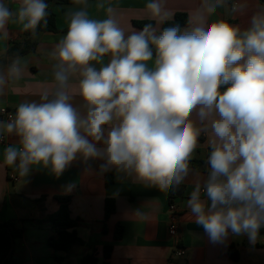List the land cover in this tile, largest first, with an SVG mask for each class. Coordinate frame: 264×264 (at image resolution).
Returning <instances> with one entry per match:
<instances>
[{"label":"clouds","instance_id":"obj_1","mask_svg":"<svg viewBox=\"0 0 264 264\" xmlns=\"http://www.w3.org/2000/svg\"><path fill=\"white\" fill-rule=\"evenodd\" d=\"M73 3L80 7L51 53L54 90L0 120V138H19L4 148V163L22 177L37 166L59 177L78 159L99 160L101 174L168 192L191 174L204 134L208 170L187 207L211 243L230 233L254 243L264 227V11L245 29L220 20L183 30L146 24L126 34L113 9L93 19L87 0ZM145 7L160 23L169 17L163 0ZM48 16L45 0H21L16 11L0 0V34L9 22L35 34ZM22 71L18 58L0 71V95ZM74 77L80 104L69 91Z\"/></svg>","mask_w":264,"mask_h":264},{"label":"crops","instance_id":"obj_2","mask_svg":"<svg viewBox=\"0 0 264 264\" xmlns=\"http://www.w3.org/2000/svg\"><path fill=\"white\" fill-rule=\"evenodd\" d=\"M236 1V8L231 0H225L223 5L209 13L207 7L215 0H208L207 4L204 0H163L169 12L165 21L173 20L177 13H184L188 23L182 26V30L198 23L208 25L220 20L245 29L250 26L254 13L264 11V0ZM148 2L150 0H87V10L90 18L105 19L109 15L107 10L113 9L112 14L126 34L142 30L143 27L134 22L145 21L154 22L153 26L162 31L165 21L160 23L158 18L151 17L145 7ZM5 3L16 11L21 0H5ZM101 4L103 7H98ZM50 6L56 16L58 31L37 34L34 37L35 51L18 58L23 71L18 78L8 77L0 95V110L6 109L14 115L21 102H39L44 92L54 90L53 65L58 61L51 53L67 32L69 14L80 6L73 1ZM6 31V37L0 34V59L7 56L13 42H22L25 38L19 23L9 22ZM14 60L0 65V71L7 74ZM77 81V77L70 81L69 91L75 96L74 103L80 104ZM7 119L0 111V120ZM2 136L5 142L0 141V223L13 221L23 229L22 236L14 241L12 252L13 260L19 264H80L82 257L92 253L101 264L106 246H112L110 264H264V227L259 230L254 243L247 235L233 236L230 233L224 243L213 244L203 228L194 222L187 207L191 191L208 170L206 158L210 149L208 137L204 134L191 160V174L179 188L174 187L168 192L146 187L133 178L119 177L114 171L107 172L112 176V182L107 184V173H100L102 161L99 160L84 163L78 159L59 177L38 166L22 177L3 160L4 148L18 146L19 138L7 133ZM12 176L19 180H13ZM56 196L70 197L71 216L78 221L75 230L83 242L73 244L68 252H56L49 245L50 237L56 235L49 221L60 207ZM108 198L115 202V213L105 218ZM170 203H174L181 213L175 238L168 233ZM117 225L123 231L119 239L114 238ZM179 247L186 250L184 258L174 255ZM232 249L236 259L231 256ZM56 255L62 258V262H57Z\"/></svg>","mask_w":264,"mask_h":264},{"label":"trees","instance_id":"obj_3","mask_svg":"<svg viewBox=\"0 0 264 264\" xmlns=\"http://www.w3.org/2000/svg\"><path fill=\"white\" fill-rule=\"evenodd\" d=\"M73 0H45L48 5L49 16L47 18V27L38 28L35 34L30 31H24V40L22 42H13L8 49L7 56L0 59V65L11 62L12 60L22 57L28 53L35 51L37 43L34 37L41 32H57L56 16L51 8L52 3L56 4H69ZM188 23L187 15L184 13H177L175 18L163 23L162 30L167 27L178 24L181 28ZM138 27H144L146 24L154 25L152 21L134 22ZM112 182L111 174L107 173V184ZM57 201L60 203L59 209L49 217V221L53 224L56 235L50 237L49 245L56 252H68L71 246L75 243H83L78 237L75 228L78 221L71 216L69 208V196H56ZM115 213V202L113 199L108 198L105 202V218H109ZM23 229L18 228L13 221L0 223V264H19L13 260V244L16 238L21 237ZM123 231L120 225L116 226L114 238L119 239L122 237ZM112 246H106L103 253V261L101 264H110L108 260L111 257ZM232 258L236 259L237 256L233 253ZM57 262H62V258L58 255L55 256ZM100 260L92 253L87 254L81 258L80 264H99Z\"/></svg>","mask_w":264,"mask_h":264},{"label":"built area","instance_id":"obj_4","mask_svg":"<svg viewBox=\"0 0 264 264\" xmlns=\"http://www.w3.org/2000/svg\"><path fill=\"white\" fill-rule=\"evenodd\" d=\"M231 1L233 4V8H236L237 1L236 0H231ZM2 114L8 118L10 113L6 109H2ZM0 141L5 142L4 136H2V138H0ZM12 178L15 181L19 180L15 176H12ZM169 211H170V223H169V227H168V233H169L170 237L175 238L178 235L179 220H180L181 213H180L179 208L174 203L169 204ZM174 255L178 258H184L186 255V250L182 247H179L175 250Z\"/></svg>","mask_w":264,"mask_h":264}]
</instances>
